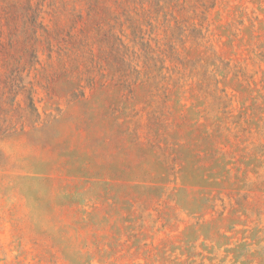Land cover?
<instances>
[{"label": "rangeland", "instance_id": "1", "mask_svg": "<svg viewBox=\"0 0 264 264\" xmlns=\"http://www.w3.org/2000/svg\"><path fill=\"white\" fill-rule=\"evenodd\" d=\"M0 264H264V0H0Z\"/></svg>", "mask_w": 264, "mask_h": 264}]
</instances>
